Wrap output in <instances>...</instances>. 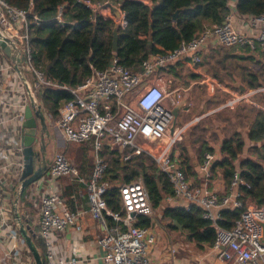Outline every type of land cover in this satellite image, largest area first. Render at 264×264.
Instances as JSON below:
<instances>
[{
	"label": "built area",
	"instance_id": "2783aa9c",
	"mask_svg": "<svg viewBox=\"0 0 264 264\" xmlns=\"http://www.w3.org/2000/svg\"><path fill=\"white\" fill-rule=\"evenodd\" d=\"M76 1L84 4L94 13L106 6L119 10L122 5L121 0ZM229 6L230 12L225 16L222 24L205 28L190 42L182 43L169 54L149 56L143 61L141 71L135 72L123 66L118 58L114 57L106 69H93L92 74L81 85L70 88L74 98L62 104L55 125L67 142H91L94 167L90 178L85 180L66 155L58 152L48 166L47 172L38 180V182L44 180L49 185L41 196L39 217V235L46 242L45 264L80 262L74 257L70 259L59 257L54 251V235L57 232H63L72 225L78 231H82L79 223L82 212L68 208L57 185V181L64 177L77 179L86 184V190L80 192L88 198V213L104 228L103 235L96 242L106 251L102 256L106 264H179L176 261L179 253L177 245H170L165 249L161 260L151 258L158 234L154 227L136 225L139 215L150 217L154 215L142 177L120 186L125 214L108 207L104 198L109 188V182L105 180L108 161L102 154L105 146L109 150L119 151L123 162H128L134 155H149L157 162L159 172L167 174L173 185L174 195H167L165 203L172 204L177 199H183L186 202L183 205L185 208L197 206L201 209L203 218L209 220L215 227L214 243L206 248L203 256L191 264H205L208 258L211 263L264 264V205L248 203V198L244 199L241 185H244L245 181L241 177L239 168L234 172L230 184L223 193H219L211 186L213 166L220 160V156L214 151L206 152L202 163L197 166L201 179L199 184L192 183L186 177L181 169L180 160L173 150L174 143L176 144L184 136L183 128L174 125L173 110L184 101L181 110L188 113L192 101H185L184 87L180 85L172 88L163 87L156 77L157 70L166 68L178 60L191 62L200 68L203 53L211 50L214 45L217 48L244 47L254 55L264 50V13L258 16L241 15L230 0ZM62 11L63 6H60L56 15V19L60 22L63 21ZM30 15V9H19L8 5L5 0H0V32L9 37L14 45L21 49L22 54L24 53L25 60L20 68L22 70L26 66L36 76L34 88L28 79L22 78L15 66L8 65L5 68L13 69L23 80L26 90L31 89L37 98V89L41 85L53 83L46 80L43 73L32 66L28 30L23 31ZM33 18L35 22H41L36 14ZM116 22L119 26L127 24L120 13ZM203 77L210 80L208 75ZM214 82L221 85L218 80ZM251 89L253 90L239 89L238 93L230 95L225 105L231 106L238 101L252 102L254 101L252 95L255 93L264 96V83ZM3 91L0 86V94ZM46 117L49 121H53L50 114L46 113ZM20 118L24 120V115H20ZM2 123L3 121L0 120V125ZM15 206L18 208V203L14 204ZM225 210L241 211L240 217L231 227L221 225ZM107 216H110L115 223L110 224ZM3 218L4 210L0 206V230L5 225ZM12 236L18 238V229L12 231ZM10 247L6 255L9 257L15 255L16 258L19 254L18 242H12Z\"/></svg>",
	"mask_w": 264,
	"mask_h": 264
},
{
	"label": "trees",
	"instance_id": "16d2710c",
	"mask_svg": "<svg viewBox=\"0 0 264 264\" xmlns=\"http://www.w3.org/2000/svg\"><path fill=\"white\" fill-rule=\"evenodd\" d=\"M5 1L10 6L31 11L23 31L28 30L32 66L53 83L37 89L39 102L53 120L59 117L62 104L74 98L70 88L81 85L93 69H106L117 57L123 66L139 72L149 56L173 52L205 28L222 24L230 12L229 0H121L119 10L106 6L96 13L76 0ZM60 6H63L62 22L56 19ZM236 10L241 15H261L264 13V0H237ZM119 13L127 24L119 26L118 49L114 50L113 31ZM34 14L39 17L40 23L34 21ZM247 51V48L238 46L211 49L203 53L202 65L222 83L238 78L242 86L256 88L264 83V50L258 52L262 58ZM243 52H247L245 56ZM182 70L180 60L168 66V72L178 77L182 76ZM196 77L192 72L191 78ZM251 104L250 113L246 114L248 126L242 123L247 129L246 134L234 127L223 136L220 148L222 158L214 164L213 172L220 169L228 186L239 168L245 181L241 185L244 199L250 198L263 206L264 98L254 99ZM239 111L237 107L234 116L240 117ZM241 121L239 119L238 123ZM198 129L210 131V128L197 124L189 131L190 142L177 144L181 169L190 181L196 176L197 166L202 163L205 153L214 151L205 135L197 132ZM71 144L73 146L67 149L71 163H75L79 175L88 180L94 167L93 146L90 141ZM75 144L79 148H75ZM246 151L247 155L243 156ZM102 154L108 161L105 180L109 182L104 198L111 210L125 214L120 186L142 177L153 209L161 216L155 220L154 217L139 215L136 225L153 227L161 220L169 229L180 230L175 223L177 221L182 231L187 232L188 239L202 249L206 250L214 243L216 229L203 218L200 208L193 205L187 209L180 204L173 206L165 203L167 195H174L173 185L167 174L159 172L157 162L149 155H134L128 162H123L122 154L109 150L107 146ZM26 190L21 194L23 202H26ZM75 190L85 191L86 184L72 180L65 188V195L69 196ZM240 214V210H225L221 225L231 227ZM107 220L110 224L115 223L110 216ZM32 234L42 257L46 259L45 240L36 231ZM0 264H3L1 259Z\"/></svg>",
	"mask_w": 264,
	"mask_h": 264
},
{
	"label": "crops",
	"instance_id": "0c3cea01",
	"mask_svg": "<svg viewBox=\"0 0 264 264\" xmlns=\"http://www.w3.org/2000/svg\"><path fill=\"white\" fill-rule=\"evenodd\" d=\"M230 3L235 4L236 6L237 0H230ZM214 46L211 49L217 48ZM246 53L243 52L242 55L245 56ZM180 61H182L184 68L186 66L187 69L193 71V73L197 75L195 79H189L190 84L188 86L173 83V80L171 78L172 75L168 72V67L162 68L165 70L162 72L159 71L160 69L157 70L156 77L158 78V83L163 87L172 88L177 85L184 87L186 89L185 101H191L190 90L192 89V86L198 84H200L201 86L205 85L208 90H214V88H217L219 86H224L226 88L224 84L218 85L214 82L215 80L217 81V79L205 69V66H201L199 68L191 62H187L184 60ZM8 65L14 66L15 63L6 56L2 49H0V86L4 90L3 93L0 94V120L3 121V123L0 125V206L4 210V218L2 220H4L5 223V225H3L0 230V259L3 264H32L29 260L31 257H29L28 255L32 257L33 255L27 247L26 242H24L25 240L23 241L24 238L19 232V226L15 218L16 211L14 209V204L17 199V191L22 181L21 166L23 165V153L21 151V125L23 120L20 118V115H24L25 106L30 102V98L27 94V90L23 83V80L14 72L13 69L5 68V66ZM27 71L29 74L32 73L30 70ZM187 73V71L182 70L181 75L184 76ZM22 75H24L25 78L28 79V75L26 73L22 72ZM203 75H208L210 77V80H206ZM207 81L210 82L207 83ZM229 98L230 96L226 99V101ZM240 102L241 101H238V103H234L231 106H227L224 103V105L220 106L217 109L224 107L227 109L235 110L240 104H242ZM214 111L215 110H210L209 112L204 113L199 117H208L209 115H212L216 112ZM185 114L187 113H185L183 110H180V114L176 122L177 125L183 128L184 134L188 131L187 129L191 128L190 126L195 121H197L195 120L197 118L194 117L191 119V121L187 120L186 124L181 125L182 121L179 120ZM48 132L49 133L46 134L45 137V142L46 158L49 161L50 165V163L54 159L55 154L58 153V151H65L66 149H68V146L71 143L65 140L60 129L51 121H49V119ZM221 140H219L213 145L214 152H216L220 156V159L222 158V153L220 150ZM176 146V144L173 146V150L175 155L178 157ZM246 155L247 151L243 154V156ZM191 181L194 184H199L201 182L200 175H198V171L196 176L191 178ZM70 183H72V180L67 177L61 178L57 181V185L61 191V194L66 200L68 208L72 211L82 212V215L79 219V223L82 226V231H78L72 225L63 232H57L54 235L55 254L59 257H65L67 259L73 257L78 258V260H80L78 264H106L102 257L106 251L102 246L98 245V243L96 242L97 239L103 235L104 228L97 220H95L88 213L89 201L85 194H82V192H78V190H75V192H71L69 196L65 195V188ZM211 186L216 189L219 193H223L226 190L227 184L222 176V171L220 169H216L213 172ZM48 187L49 185H47L44 180L39 182L36 181L26 190V202L21 201V196L19 197L18 210L21 216L23 217L25 224L29 226L31 231H36L39 233L41 196L48 189ZM36 198L38 199L37 201H39V203L37 204V201L34 200ZM250 202L253 201L248 198V203ZM185 203L186 202L183 199H177L174 203L170 205H184ZM30 208L34 210V213L30 212ZM160 216L161 215L159 214V217ZM153 227L156 232H159V230L157 229V224H154ZM14 229H18L19 232V236L17 239L12 236V231ZM158 232L157 234H159ZM14 241H17L19 246V254L16 258L15 255H12L11 257L6 255V252L11 249V243ZM156 251H158L157 248L152 250L151 253V258H153L154 260L158 258V255L155 254ZM176 261L177 263H180L178 260ZM214 263L215 262H213L212 264ZM215 264L222 263L217 262Z\"/></svg>",
	"mask_w": 264,
	"mask_h": 264
},
{
	"label": "rangeland",
	"instance_id": "374dc122",
	"mask_svg": "<svg viewBox=\"0 0 264 264\" xmlns=\"http://www.w3.org/2000/svg\"><path fill=\"white\" fill-rule=\"evenodd\" d=\"M1 26V25H0ZM259 58H262L260 54L256 55ZM252 65L254 64L253 62H250ZM205 66V65H202ZM28 69L26 66L22 69L24 73H26L28 76V80L31 83V85H35L34 81L36 82V76L33 75L32 73L29 74ZM183 70L187 71L188 73L185 74L184 76H176L175 74L170 73L172 76L173 83L176 84H182L184 86H188L190 83L189 79L191 78V73L193 71L183 67ZM231 81L229 83L225 82L222 83L219 81V83L224 84L226 88L223 86H219L217 88L210 89L205 85H195L192 86V89L190 90V96H191V101H192V107L189 113L183 115V117L179 120L182 121V124H186L187 120L191 121L192 118H197L190 127L192 128L193 126L199 124V126H203L205 128H210V131H204L202 132L200 129H198V133L202 132L207 140H209L210 144L212 146L217 143L223 136L227 135L234 127H237L238 130H241L245 134L246 128L243 127V124L245 123L246 126H248V120L246 118V114L250 113V109L252 108L251 101H244L242 104L238 106L240 108V117L234 116L235 110L227 109V108H219L220 106L224 105L226 102V99L233 94L238 93L240 90L237 89L236 84L240 83L241 81L237 79H232L228 80ZM241 84V83H240ZM175 85V84H174ZM34 88V86H33ZM247 91H251L253 89L249 87H245ZM254 94V93H253ZM252 98L255 100H259V98L263 99V96L261 93H255L252 95ZM243 107V109H242ZM210 110H215L212 115H209L208 117H199L200 115H203L204 113L209 112ZM237 112V111H236ZM200 118V119H199ZM239 119H241V123H238ZM53 120V119H52ZM53 124H56V119L51 121ZM243 123V124H242ZM179 124V123H178ZM191 128H188L187 132H185L184 136L180 141L176 142V145L181 143V142H190V135L189 131ZM175 145V143H174ZM70 147L73 146V144L69 145ZM68 146V147H69ZM75 148H79L77 144L74 145ZM67 150V149H66ZM65 150V151H66ZM58 151L62 152L66 157L70 160V156H68V153L66 151ZM176 151H179V146H176ZM178 153V152H177ZM71 161V160H70ZM75 166V163L73 164ZM34 200H38L37 198ZM39 203V201L36 202V204ZM254 203V202H253ZM252 204V203H251ZM255 204V203H254ZM34 210L30 208V212H33ZM158 212L154 211L153 217L155 220L159 217ZM157 229L159 230L158 238L155 243L154 249L157 248L158 251H156V255H158V259L161 260L165 249H167L170 245H177L180 248L179 253L177 254V260L180 262L179 264H191L193 262H196L197 259H199L201 256H203L204 252L206 250L202 249L200 246H198L195 242L190 241L188 239L187 232L180 230H175V229H169L166 227V222L165 221H157ZM153 249V250H154ZM31 257L29 260L32 264H34V258L30 255ZM210 258L206 260L205 264H212L210 261Z\"/></svg>",
	"mask_w": 264,
	"mask_h": 264
},
{
	"label": "water",
	"instance_id": "95a60500",
	"mask_svg": "<svg viewBox=\"0 0 264 264\" xmlns=\"http://www.w3.org/2000/svg\"><path fill=\"white\" fill-rule=\"evenodd\" d=\"M176 15V14H175ZM114 39H113V47L114 50L118 49V38H119V24L116 22L113 31ZM0 48L6 54L8 58H10L15 63V69L19 71L22 75V70L20 65L25 60L24 53L19 47L15 46L12 40L4 36L0 32ZM23 79H26L24 75H22ZM236 87L244 90L245 87L240 83L236 84ZM30 102L25 106L24 111V120L21 125V146L23 153V169L21 176V184L17 191V199L15 201L18 203L19 197L21 194L33 183L38 181L43 175L47 172L49 161L46 158V142L45 137L48 134V119L46 117V113L44 111L43 105L38 102L35 94L31 89H27ZM184 101L178 104L174 110V125L177 122L178 116L180 114V110L184 105ZM39 160V161H38ZM16 213L15 218L18 222L19 232L24 238L27 247L29 248L31 254L34 258V264H45V259L42 257L39 249L37 248L32 231L29 226H27L21 216L17 207H14ZM175 223L182 230V226L175 221ZM264 227V223H263ZM264 240V234H263Z\"/></svg>",
	"mask_w": 264,
	"mask_h": 264
}]
</instances>
